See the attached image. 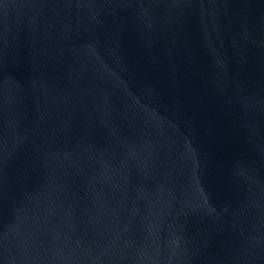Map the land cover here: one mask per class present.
I'll return each mask as SVG.
<instances>
[{"label":"water","instance_id":"obj_1","mask_svg":"<svg viewBox=\"0 0 264 264\" xmlns=\"http://www.w3.org/2000/svg\"><path fill=\"white\" fill-rule=\"evenodd\" d=\"M0 264H264V0H0Z\"/></svg>","mask_w":264,"mask_h":264}]
</instances>
